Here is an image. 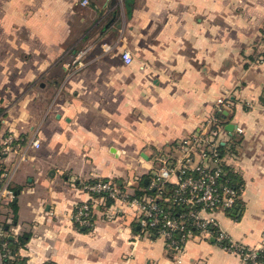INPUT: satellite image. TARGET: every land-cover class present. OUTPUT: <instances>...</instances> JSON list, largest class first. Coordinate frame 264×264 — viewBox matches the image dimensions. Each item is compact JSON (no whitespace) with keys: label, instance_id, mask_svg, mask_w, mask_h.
Here are the masks:
<instances>
[{"label":"crops","instance_id":"1","mask_svg":"<svg viewBox=\"0 0 264 264\" xmlns=\"http://www.w3.org/2000/svg\"><path fill=\"white\" fill-rule=\"evenodd\" d=\"M81 1L0 0V138L13 134L27 148L18 164L19 151L0 163L15 168V198L0 207V219H12L0 223L9 239L25 236L13 256L28 264H247L211 238L190 237L177 253L141 233L127 202L84 184L109 179L141 194L157 156H176L225 95L219 149L240 188L237 213L220 212L218 223L231 240L264 247V0ZM103 43L114 48L103 53ZM87 47L85 57L97 53L79 66L73 59ZM83 203L87 224L73 219Z\"/></svg>","mask_w":264,"mask_h":264},{"label":"built area","instance_id":"2","mask_svg":"<svg viewBox=\"0 0 264 264\" xmlns=\"http://www.w3.org/2000/svg\"><path fill=\"white\" fill-rule=\"evenodd\" d=\"M88 2L81 1L82 4ZM102 48L103 53H108L114 45L103 43ZM89 49L79 50L73 62L83 66ZM120 59L129 64L133 58L128 49H123ZM217 115L214 112L196 134L183 138L175 148L176 156L166 153L157 156L158 166L150 167L149 185L141 194L130 195L109 179L87 182L84 188L91 193L127 202L140 217L141 233L161 236L177 253L183 250L186 240L198 236L213 239L247 264H264L257 259L256 249L231 240L218 223L220 212H229L235 207L240 187L231 183L224 168V157L219 149V133L223 125L216 124ZM15 139L13 134L0 138V163L18 151L17 164L26 159L27 148H22ZM30 144L38 147L39 140L33 138ZM13 170L0 167V207L15 198L10 186ZM179 205L184 210H176ZM89 214L90 205L83 203L75 210L73 219L87 224ZM5 234L0 223V264H12L6 262L13 258V253L4 239Z\"/></svg>","mask_w":264,"mask_h":264},{"label":"trees","instance_id":"3","mask_svg":"<svg viewBox=\"0 0 264 264\" xmlns=\"http://www.w3.org/2000/svg\"><path fill=\"white\" fill-rule=\"evenodd\" d=\"M129 1L130 0H126V2H125L127 8H130ZM218 116H219V121L216 124H221L220 117H222V114H219ZM95 181H97V180H95ZM95 181H91L90 183L95 182ZM231 183H234V182L231 181ZM140 184L146 186L145 183H144V181H143V179L141 180ZM138 193H140V192L138 191ZM138 193H136V195H138ZM11 206L13 208V213H16V208L14 207V205L12 204ZM176 210H184V207L179 205V206L176 207ZM4 239L6 240V242H7L8 246H9V249L11 250V252L14 253L15 250L18 248V246L20 244L24 243L25 236H20V237L17 238V240L9 239L8 236H5ZM256 253H257V259H259V260H261V261L264 262V247H262L260 249H256ZM6 262H10L12 264H28L26 262V259L23 258V257H20L19 255L13 256L12 259L6 260ZM43 264H54V263L45 262Z\"/></svg>","mask_w":264,"mask_h":264},{"label":"rangeland","instance_id":"4","mask_svg":"<svg viewBox=\"0 0 264 264\" xmlns=\"http://www.w3.org/2000/svg\"><path fill=\"white\" fill-rule=\"evenodd\" d=\"M93 52H94V50H93L92 53L90 54L91 57H93L92 54L97 53V52H94V53H93ZM77 53H78V52H77ZM86 55H87V54H86ZM94 55H96V54H94ZM98 56L101 57V56H103V55H101V54L99 55V54H98ZM91 57H88V58L85 57V58H87V60H89V59H91ZM222 109H225V95H224V96L222 95V96L218 97L217 100L215 101V105H214V112H217V113H218V112H221ZM217 119H218V121H219V116H218V115H217ZM3 167H5V166H3ZM2 205H3V204H2ZM0 214H2V213L0 212ZM12 215H13V214H12ZM11 217H12V216H10L8 219L4 217V218L0 219V221H1V220H4V219H5V220L7 219V221L10 222L11 219H12ZM1 222H2V221H1ZM3 228H4V226H3ZM4 230H5V229H4ZM6 233H7V232H6ZM5 236H6V234H5Z\"/></svg>","mask_w":264,"mask_h":264},{"label":"water","instance_id":"5","mask_svg":"<svg viewBox=\"0 0 264 264\" xmlns=\"http://www.w3.org/2000/svg\"><path fill=\"white\" fill-rule=\"evenodd\" d=\"M226 127L229 128V129H231V128H233V124L229 123V124H227ZM232 213L233 214L237 213V210L236 209L232 210ZM10 237H12V236H10Z\"/></svg>","mask_w":264,"mask_h":264}]
</instances>
